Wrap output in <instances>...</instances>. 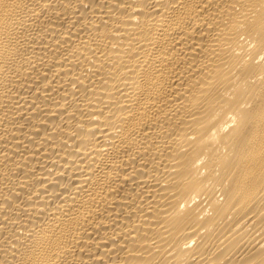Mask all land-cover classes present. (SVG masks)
<instances>
[{"label":"bare ground","instance_id":"bare-ground-1","mask_svg":"<svg viewBox=\"0 0 264 264\" xmlns=\"http://www.w3.org/2000/svg\"><path fill=\"white\" fill-rule=\"evenodd\" d=\"M0 264H264V0H0Z\"/></svg>","mask_w":264,"mask_h":264}]
</instances>
